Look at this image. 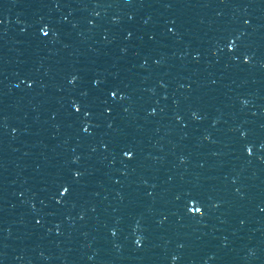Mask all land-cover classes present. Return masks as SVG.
Listing matches in <instances>:
<instances>
[{
  "label": "water",
  "instance_id": "1",
  "mask_svg": "<svg viewBox=\"0 0 264 264\" xmlns=\"http://www.w3.org/2000/svg\"><path fill=\"white\" fill-rule=\"evenodd\" d=\"M0 264H264V0H0Z\"/></svg>",
  "mask_w": 264,
  "mask_h": 264
}]
</instances>
